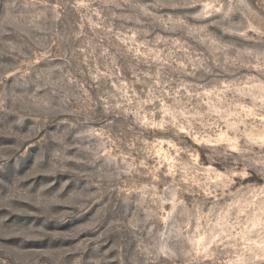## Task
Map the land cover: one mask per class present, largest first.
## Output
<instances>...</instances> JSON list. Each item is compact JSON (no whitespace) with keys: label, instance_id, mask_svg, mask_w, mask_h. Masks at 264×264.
<instances>
[{"label":"clouds","instance_id":"1","mask_svg":"<svg viewBox=\"0 0 264 264\" xmlns=\"http://www.w3.org/2000/svg\"><path fill=\"white\" fill-rule=\"evenodd\" d=\"M0 264H264V0H0Z\"/></svg>","mask_w":264,"mask_h":264}]
</instances>
